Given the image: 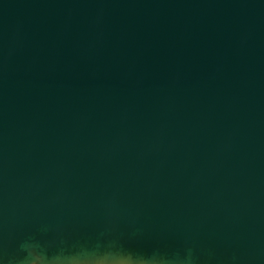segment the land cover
Segmentation results:
<instances>
[{"label":"water","instance_id":"95a60500","mask_svg":"<svg viewBox=\"0 0 264 264\" xmlns=\"http://www.w3.org/2000/svg\"><path fill=\"white\" fill-rule=\"evenodd\" d=\"M116 2L0 0V264H264V0Z\"/></svg>","mask_w":264,"mask_h":264},{"label":"bare ground","instance_id":"6f19581e","mask_svg":"<svg viewBox=\"0 0 264 264\" xmlns=\"http://www.w3.org/2000/svg\"><path fill=\"white\" fill-rule=\"evenodd\" d=\"M123 2H124V0H117L116 3L122 4ZM112 8H114V6H112ZM116 8H118V4H116ZM114 13H115V12H114ZM90 251H91V252H90ZM87 253H89V254H90V253L95 254V253L92 252V250H88ZM79 258H80V259H76L77 262H78V264H85V263L81 260L82 256H80ZM76 260H75V262H76ZM28 264H40V263H36V261H35V262H30V263H28ZM87 264H89V263H87Z\"/></svg>","mask_w":264,"mask_h":264},{"label":"rangeland","instance_id":"374dc122","mask_svg":"<svg viewBox=\"0 0 264 264\" xmlns=\"http://www.w3.org/2000/svg\"><path fill=\"white\" fill-rule=\"evenodd\" d=\"M78 264V262H76ZM90 264V263H89Z\"/></svg>","mask_w":264,"mask_h":264}]
</instances>
